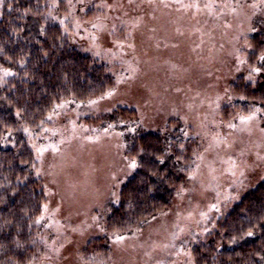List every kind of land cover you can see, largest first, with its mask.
<instances>
[{
  "label": "rangeland",
  "instance_id": "rangeland-1",
  "mask_svg": "<svg viewBox=\"0 0 264 264\" xmlns=\"http://www.w3.org/2000/svg\"><path fill=\"white\" fill-rule=\"evenodd\" d=\"M47 6L46 20L104 65L114 85L87 102L60 101L38 127H23L47 196L30 264H195L194 248L264 181L263 114H232L229 92L241 77L256 84L251 38L264 32V0ZM4 7L0 0V20ZM5 74L1 83L13 75ZM145 133L173 138L171 203L142 226L107 238L106 205L136 168L126 156L128 138Z\"/></svg>",
  "mask_w": 264,
  "mask_h": 264
},
{
  "label": "trees",
  "instance_id": "trees-1",
  "mask_svg": "<svg viewBox=\"0 0 264 264\" xmlns=\"http://www.w3.org/2000/svg\"><path fill=\"white\" fill-rule=\"evenodd\" d=\"M48 1L5 0L0 20V77L13 74L0 82V264H30L39 250L35 224L47 196L23 127H38L60 101L87 102L114 85L104 65L46 20ZM251 39L250 62L260 69L258 78L256 84L243 77L230 83V110L242 116L260 110L264 117V32ZM230 110L224 111L227 116ZM117 112L108 119L115 121ZM125 112L129 118L135 114ZM171 139L161 133L128 138L126 156L136 168L106 205L107 238L138 228L169 207L170 164L178 155ZM193 257L195 264H264V181L229 209Z\"/></svg>",
  "mask_w": 264,
  "mask_h": 264
},
{
  "label": "snow or ice",
  "instance_id": "snow-or-ice-1",
  "mask_svg": "<svg viewBox=\"0 0 264 264\" xmlns=\"http://www.w3.org/2000/svg\"><path fill=\"white\" fill-rule=\"evenodd\" d=\"M260 59H261V60H264V56H261ZM254 71L259 72L260 69L257 68V69H254ZM245 119H250V117H249V118H245ZM230 126H231V125H230ZM132 166H133V167L135 166V161H133V165H132ZM251 234H252L251 232L248 233V235H251Z\"/></svg>",
  "mask_w": 264,
  "mask_h": 264
}]
</instances>
